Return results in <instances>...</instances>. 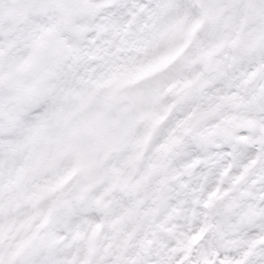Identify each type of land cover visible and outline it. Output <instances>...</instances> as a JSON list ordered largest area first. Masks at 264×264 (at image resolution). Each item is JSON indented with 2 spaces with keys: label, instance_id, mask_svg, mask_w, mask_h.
<instances>
[{
  "label": "clouds",
  "instance_id": "clouds-1",
  "mask_svg": "<svg viewBox=\"0 0 264 264\" xmlns=\"http://www.w3.org/2000/svg\"><path fill=\"white\" fill-rule=\"evenodd\" d=\"M0 258L264 264V0H0Z\"/></svg>",
  "mask_w": 264,
  "mask_h": 264
},
{
  "label": "snow or ice",
  "instance_id": "snow-or-ice-1",
  "mask_svg": "<svg viewBox=\"0 0 264 264\" xmlns=\"http://www.w3.org/2000/svg\"><path fill=\"white\" fill-rule=\"evenodd\" d=\"M104 3L110 7H118L121 6V10L123 7H127L129 4L135 5L136 0H104ZM165 3L169 6H174L176 11H182L186 4L188 3V0H165ZM182 23V21H181ZM200 26V21L197 20L193 22V24L187 29L186 36L188 39H191L192 36L195 34L196 30ZM183 51V46L177 47L173 50L167 51L164 54L157 56L150 60L148 63L141 65L139 67H136L134 71H132L129 74V77L123 81L124 84L132 83L137 80L147 78L149 77L152 73L161 70L162 68L166 67L171 61L175 60ZM191 82H186L184 87H187ZM174 85H170L166 91H171ZM184 100V96H178L176 101H173L172 104L168 106V108L165 110V113L163 115H159L153 119V129H155L158 125H160L161 122L166 120L168 118V114L172 112V109L175 107V105ZM177 123H176V128H181L186 121L183 119H180L179 116L180 114L177 113ZM191 117L189 116V119ZM185 132L188 131L187 128L183 129ZM175 139V138H174ZM52 188H45L42 191V195H47L50 191H52ZM212 195H215V193H212ZM199 237H193V239H198ZM0 264H4V261L2 258H0ZM223 264V262H222ZM237 264H243L242 261H238Z\"/></svg>",
  "mask_w": 264,
  "mask_h": 264
}]
</instances>
